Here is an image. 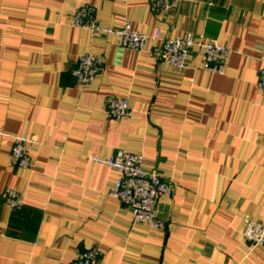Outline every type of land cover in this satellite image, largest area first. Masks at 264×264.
<instances>
[{
  "label": "crops",
  "instance_id": "1",
  "mask_svg": "<svg viewBox=\"0 0 264 264\" xmlns=\"http://www.w3.org/2000/svg\"><path fill=\"white\" fill-rule=\"evenodd\" d=\"M100 26L128 22L139 51L116 36L72 26L80 6ZM158 36L156 37V34ZM203 35L229 49L223 74L195 54L178 69L150 56L168 38ZM102 59L95 80L72 75L83 55ZM264 0H0V264H70L95 247V264H264L243 238L264 224ZM129 116H105L109 98ZM28 139L30 168L13 166V138ZM118 150L171 185L163 229L132 221L109 193L114 171L93 158ZM23 199L10 211L3 191Z\"/></svg>",
  "mask_w": 264,
  "mask_h": 264
},
{
  "label": "built area",
  "instance_id": "2",
  "mask_svg": "<svg viewBox=\"0 0 264 264\" xmlns=\"http://www.w3.org/2000/svg\"><path fill=\"white\" fill-rule=\"evenodd\" d=\"M148 1L153 12L169 13L174 8L176 0ZM93 12L89 6H80L71 18L72 26L90 32L116 36L120 40V46L124 49L139 51L143 48L146 41L145 35L132 29L128 22H124L117 29L105 28L97 23ZM149 54L154 59L178 69L187 68L192 57L200 54L205 70L223 74L229 49L216 39L203 35H185L163 40L160 46L153 47ZM102 66L101 58L88 54L83 55L76 60L72 75L76 78L77 84L84 87L95 80ZM256 87L264 92V67L258 73ZM106 103L105 116L107 118L122 120L129 116L127 98H109ZM9 160L13 166L30 168L31 159L26 136L18 135L13 138ZM93 161L103 164L116 173L117 178L111 184L109 193L129 210L133 222L146 224L153 229H163L159 203L163 197L170 194L171 185L168 181L157 172H145L142 166L143 157L126 150H118L107 158H93ZM3 199L10 211H19L24 206L22 197L14 190L5 189ZM242 235L251 249L264 246L263 223L253 220L246 221ZM98 257V249L92 247L70 264H95Z\"/></svg>",
  "mask_w": 264,
  "mask_h": 264
}]
</instances>
